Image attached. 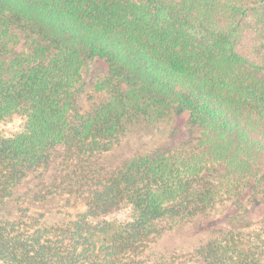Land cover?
<instances>
[{"label": "trees", "instance_id": "trees-1", "mask_svg": "<svg viewBox=\"0 0 264 264\" xmlns=\"http://www.w3.org/2000/svg\"><path fill=\"white\" fill-rule=\"evenodd\" d=\"M10 114L27 121L0 135V264H179L168 241L188 223L221 237L188 260L264 264L246 217L210 219L246 189L264 200V0H0ZM180 114V148L118 158Z\"/></svg>", "mask_w": 264, "mask_h": 264}, {"label": "rangeland", "instance_id": "rangeland-1", "mask_svg": "<svg viewBox=\"0 0 264 264\" xmlns=\"http://www.w3.org/2000/svg\"><path fill=\"white\" fill-rule=\"evenodd\" d=\"M104 64L91 65L87 73L86 87L89 95L93 94L94 83L98 79H102L106 75ZM86 72V71H85ZM189 116L187 114L174 115L162 122H147L138 126L133 136L124 140L118 150V158L129 155L134 147H148L149 149L160 148L161 150L177 149L184 145L189 140L190 132L188 127ZM27 118L24 115L10 114L0 119V135L12 136L20 133L26 124ZM31 182L27 184L30 188ZM28 188L24 189L25 191ZM72 212H75L72 210ZM243 216L246 219H241L240 229L246 237L257 238L259 234H264V200L258 195H254L251 189H246L244 195L234 198L233 200L223 201L219 208L212 214V221L217 226H224L230 217ZM221 238L220 235L213 234L211 230L203 228L194 223H188L181 226L174 235L170 237L168 246L170 251L177 254L181 259H184L179 264H202L197 263L190 258V254L196 250L201 243H207L212 238ZM256 240V244L258 241ZM257 246V245H256ZM167 250V249H166ZM191 262V263H188Z\"/></svg>", "mask_w": 264, "mask_h": 264}]
</instances>
